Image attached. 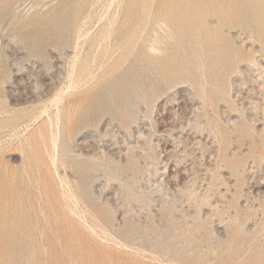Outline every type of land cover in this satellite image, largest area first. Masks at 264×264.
<instances>
[{"label": "rangeland", "instance_id": "1", "mask_svg": "<svg viewBox=\"0 0 264 264\" xmlns=\"http://www.w3.org/2000/svg\"><path fill=\"white\" fill-rule=\"evenodd\" d=\"M0 264H264V0H0Z\"/></svg>", "mask_w": 264, "mask_h": 264}]
</instances>
